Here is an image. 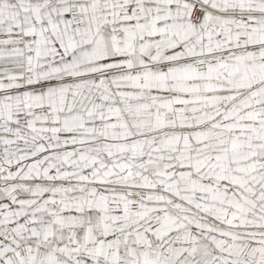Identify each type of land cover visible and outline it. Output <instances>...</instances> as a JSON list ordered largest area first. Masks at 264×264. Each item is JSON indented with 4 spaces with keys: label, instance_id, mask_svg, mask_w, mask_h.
Here are the masks:
<instances>
[{
    "label": "snow or ice",
    "instance_id": "obj_1",
    "mask_svg": "<svg viewBox=\"0 0 264 264\" xmlns=\"http://www.w3.org/2000/svg\"><path fill=\"white\" fill-rule=\"evenodd\" d=\"M0 264H264V0H0Z\"/></svg>",
    "mask_w": 264,
    "mask_h": 264
}]
</instances>
